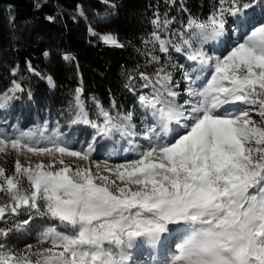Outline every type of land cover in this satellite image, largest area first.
Here are the masks:
<instances>
[{
  "label": "snow or ice",
  "instance_id": "6c2138e0",
  "mask_svg": "<svg viewBox=\"0 0 264 264\" xmlns=\"http://www.w3.org/2000/svg\"><path fill=\"white\" fill-rule=\"evenodd\" d=\"M257 7L264 10V0H217L205 19L189 13L179 32L170 27L174 16L153 13L141 54L158 67L152 74L138 72L139 87L150 90L139 103L151 122H144L145 143L133 159L111 164L92 158L97 137L137 133L133 112L120 113L115 99L105 108L93 97L92 119L82 83L70 107L72 123L94 130L86 147L74 148L58 126L49 133L47 121L28 131L13 125V134L0 129V159L15 157L11 174L0 164V193L7 198L0 204V264H132L130 250L138 245L159 255L156 264H264V20L249 18ZM178 10L189 12L183 0ZM230 23L236 25L232 45L210 55L204 46L225 37ZM88 33L106 46L125 47L113 34L92 27ZM172 51L194 66L174 63ZM27 70L41 75L31 63ZM125 88L135 91L134 75ZM25 91L31 99V90L13 79L0 93V109ZM28 154L48 161L22 163ZM65 157L84 164L72 166ZM36 217L53 223L35 244L10 247L12 234Z\"/></svg>",
  "mask_w": 264,
  "mask_h": 264
},
{
  "label": "trees",
  "instance_id": "16d2710c",
  "mask_svg": "<svg viewBox=\"0 0 264 264\" xmlns=\"http://www.w3.org/2000/svg\"><path fill=\"white\" fill-rule=\"evenodd\" d=\"M36 2L38 0H0V93L11 86L13 79L32 92L31 99L25 91L7 108L0 109V129L8 133L14 131L15 125L28 131L42 127L47 121L49 129L58 126L60 131L69 129L76 133L70 143L80 147L82 141L92 140L94 130L72 123L75 112L70 104L74 90L83 84V99L92 119H96L93 97L105 108H110L111 100L115 99L120 113L133 112L132 124L133 129L136 128L140 117L139 95L150 91L139 87L138 72L152 74L158 67L148 64L147 57L141 54L147 50L142 41L153 30V13L163 16L167 12L170 18L174 16L176 19L170 27L172 32H179L187 23L189 13L205 19L217 0H183L189 9L184 13L178 10L181 0H176L171 7L166 0H39L40 9L34 7ZM255 10L264 15L261 8ZM256 15L255 21H258L260 16ZM48 16L54 19L50 22L46 19ZM230 26L231 23L228 28ZM89 27L101 35H115L125 47L104 45L98 37L89 35ZM229 40L224 44L228 45ZM159 55L163 59V54ZM65 56L72 59L65 60ZM172 61L185 63L174 51ZM29 63L40 76L27 70ZM13 68L18 69L16 76L12 75ZM177 73H174L176 81L179 80ZM129 74L135 76L134 92L125 88ZM49 76L55 87H49ZM118 136H121L119 132L114 133L111 140L116 141ZM100 139L97 137L96 142ZM14 159V154L0 159L9 174L14 170ZM23 186L28 187L26 180ZM3 203H7V198L0 193V204ZM26 218V215L20 217ZM51 223L44 217H36L29 228L12 234L9 246L22 249L26 244H35L40 232ZM0 226H4L2 222Z\"/></svg>",
  "mask_w": 264,
  "mask_h": 264
},
{
  "label": "rangeland",
  "instance_id": "374dc122",
  "mask_svg": "<svg viewBox=\"0 0 264 264\" xmlns=\"http://www.w3.org/2000/svg\"><path fill=\"white\" fill-rule=\"evenodd\" d=\"M260 16V20H264V15H261L259 13H256V10H250L249 11V18L252 20L253 23L256 21L257 15ZM258 18V17H257ZM236 28V25L231 24V26L227 29V33L225 37L220 38L218 41H211L208 44L204 46L205 51H207L210 55H220L222 53H226V51L230 48L233 41L235 40V35L233 34V29ZM229 44H224L226 39H229ZM180 58H182L185 63L186 67L189 65H192V62L187 61L186 57L180 53H177ZM194 66V65H192ZM179 77V80L177 82L180 83V97H178V102L183 103L185 99H187L186 95L184 94L183 88V82L181 81L180 74L177 73ZM139 111H140V117H139V123L138 126L134 129H132L133 132L137 133V135H131V136H125V137H117L116 141L112 140H105L100 139L99 142L95 141V147L96 151L93 153V159L96 161H104L107 160L111 164L115 163H124L126 160L135 158L134 150L138 148V146L143 145L145 141L143 140L142 133L144 129V122L148 121L151 122L150 115L146 114L145 109L139 105ZM52 129H49V133H51ZM63 133L66 140L70 142V140H74L75 135L73 132H70V130L66 131H60ZM14 131H9L7 134H13ZM74 135V137L72 136ZM97 139V138H96ZM93 141L89 142H81L80 147H75L76 149H79L81 147H86L88 143H92ZM107 149H110V151H107ZM38 159H42L45 163H47L48 158L47 157H34L31 156V154L26 155L24 158H22V162H31L35 163ZM65 162L76 166L77 164L83 165L84 162L77 161L75 158L65 157ZM175 245L172 244V250L174 251ZM156 257V260L160 259L159 255L157 253H154L149 247L146 245H138L136 248L130 250V260L132 261V264H156V260L153 259V257Z\"/></svg>",
  "mask_w": 264,
  "mask_h": 264
}]
</instances>
